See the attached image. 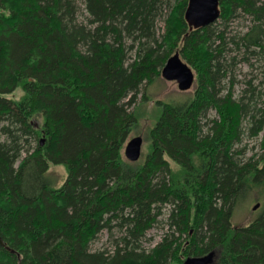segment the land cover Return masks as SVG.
Wrapping results in <instances>:
<instances>
[{
  "label": "trees",
  "instance_id": "1",
  "mask_svg": "<svg viewBox=\"0 0 264 264\" xmlns=\"http://www.w3.org/2000/svg\"><path fill=\"white\" fill-rule=\"evenodd\" d=\"M82 2L87 22L77 0H0V264H183L212 251L214 264H264V155L242 161L236 148L245 123L264 132V0H220L198 30L189 0ZM241 17L251 26L229 37ZM176 53L192 94L159 102L148 152L130 162L132 109ZM252 60L260 77L235 97L237 64ZM52 165L66 168L60 187ZM252 196L260 208L238 224ZM167 206L171 233L146 251ZM104 232L112 254L91 249Z\"/></svg>",
  "mask_w": 264,
  "mask_h": 264
},
{
  "label": "rangeland",
  "instance_id": "2",
  "mask_svg": "<svg viewBox=\"0 0 264 264\" xmlns=\"http://www.w3.org/2000/svg\"><path fill=\"white\" fill-rule=\"evenodd\" d=\"M83 0H77V5L80 9L78 13V20L80 22H87V14L84 11ZM229 31L232 33H228L229 37L236 35L240 32H246L248 28L251 26L250 19L248 18H240L235 22L229 24ZM218 26L223 28V22L219 21ZM164 23L162 20L159 21V34L163 33ZM238 32V33H236ZM242 34V33H241ZM232 49L231 46H229ZM234 55V54H231ZM241 59L238 56L239 61ZM251 63L255 66H249V63L240 62L237 64L236 67V85L232 87V92L234 93L235 97H240L245 88V81L250 80L253 75L259 74L260 77V67L259 63L255 61H251ZM257 68V69H256ZM261 80V78H260ZM259 81V79H258ZM257 85V83H255ZM229 88L230 85L226 84ZM194 88V87H193ZM147 95L148 100L142 102V97L140 96L136 108H133L132 111L135 109V112L139 116V127L135 129L136 131L131 135L130 140L134 137H142L144 140L143 149H142V156H145L148 152V131L154 124L155 117L158 113H160V104H170V103H181L186 100L192 94V90L188 92H182L179 90L178 85L175 82H168L163 77L160 79L155 80L148 88H147ZM17 97H19V93H17ZM210 118L216 117V112L211 111L209 113ZM37 122L41 124L40 118L37 119ZM249 123H245L243 127V136L241 142L238 144L237 151L241 153L239 156L242 161H247L249 159L254 158V161L261 158L264 155V147L262 146L264 140V132L260 133L258 136H250L249 131ZM129 140V141H130ZM43 142V139H41ZM128 141V142H129ZM44 145V143H43ZM127 145V144H126ZM126 147V146H125ZM50 177L54 181L55 186L60 187L67 177V171L64 165H52L50 168ZM256 205L255 198L248 199L243 205L240 212L237 213L235 217V221L238 224L247 223L249 220L253 218L254 211L252 208ZM170 208L163 207L162 208V215L158 218V223L156 224L151 230L148 231L145 240L143 241V248L146 251L153 249L158 243L164 239V237L171 233V230L168 228V216H169ZM93 251H108L109 254H112L114 247L112 246V242L110 241L109 234L104 232L101 235L100 239L94 242L91 246ZM183 260L193 255H182ZM199 257V256H194ZM184 264V263H183Z\"/></svg>",
  "mask_w": 264,
  "mask_h": 264
},
{
  "label": "water",
  "instance_id": "3",
  "mask_svg": "<svg viewBox=\"0 0 264 264\" xmlns=\"http://www.w3.org/2000/svg\"><path fill=\"white\" fill-rule=\"evenodd\" d=\"M221 16L220 0H189L185 19L191 29L198 30L214 24ZM162 77L168 82H175L182 92L190 91L195 83L193 69L185 63L179 53L171 57L162 70ZM143 138L134 137L126 145L124 154L130 162H138L142 156ZM257 203L252 210L260 208ZM0 247H7V243L0 235ZM216 253L214 251L201 257H189L184 264H214Z\"/></svg>",
  "mask_w": 264,
  "mask_h": 264
},
{
  "label": "flooded vegetation",
  "instance_id": "4",
  "mask_svg": "<svg viewBox=\"0 0 264 264\" xmlns=\"http://www.w3.org/2000/svg\"><path fill=\"white\" fill-rule=\"evenodd\" d=\"M42 144L44 143V142H41ZM191 234H193V232H191ZM183 257V256H182ZM190 256H188V257H186L185 259H184V262H185V260L187 259V258H189ZM192 257H194V256H192ZM200 257V256H199Z\"/></svg>",
  "mask_w": 264,
  "mask_h": 264
}]
</instances>
